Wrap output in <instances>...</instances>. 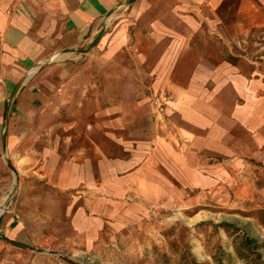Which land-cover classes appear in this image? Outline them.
Instances as JSON below:
<instances>
[{
	"label": "crops",
	"instance_id": "1",
	"mask_svg": "<svg viewBox=\"0 0 264 264\" xmlns=\"http://www.w3.org/2000/svg\"><path fill=\"white\" fill-rule=\"evenodd\" d=\"M52 134L86 236L194 190L243 193L264 163V0H0V184ZM17 231L4 213L0 237Z\"/></svg>",
	"mask_w": 264,
	"mask_h": 264
},
{
	"label": "rangeland",
	"instance_id": "2",
	"mask_svg": "<svg viewBox=\"0 0 264 264\" xmlns=\"http://www.w3.org/2000/svg\"><path fill=\"white\" fill-rule=\"evenodd\" d=\"M66 115L64 109L51 110V116ZM52 126L58 133L59 125ZM35 142L29 154L11 157L19 168L17 182L6 169L10 182L0 184V218L6 213L18 223L14 237H0V264H72L63 257L75 264H264L261 161H252L250 186L241 194L235 184L222 190L225 196L194 190L175 203H148L138 217L105 220L86 236L70 228L62 212L64 191L52 169L58 156L48 155L57 153L58 135ZM244 236L256 241L260 258L238 257Z\"/></svg>",
	"mask_w": 264,
	"mask_h": 264
},
{
	"label": "trees",
	"instance_id": "3",
	"mask_svg": "<svg viewBox=\"0 0 264 264\" xmlns=\"http://www.w3.org/2000/svg\"><path fill=\"white\" fill-rule=\"evenodd\" d=\"M225 226H228V224L226 223H222ZM239 250H237L238 252V257L242 258V259H247V258H260V252L258 251V244L256 243V241L252 238H249L247 236H244L241 242ZM242 250V251H240ZM245 252V253H243ZM218 264L220 263V261H217ZM255 264H260V263H255Z\"/></svg>",
	"mask_w": 264,
	"mask_h": 264
},
{
	"label": "water",
	"instance_id": "4",
	"mask_svg": "<svg viewBox=\"0 0 264 264\" xmlns=\"http://www.w3.org/2000/svg\"><path fill=\"white\" fill-rule=\"evenodd\" d=\"M95 42H96V39L90 44L89 48L92 47L95 44ZM63 259L66 260V261H68L69 263L75 264L71 259H69L67 257H63Z\"/></svg>",
	"mask_w": 264,
	"mask_h": 264
},
{
	"label": "built area",
	"instance_id": "5",
	"mask_svg": "<svg viewBox=\"0 0 264 264\" xmlns=\"http://www.w3.org/2000/svg\"><path fill=\"white\" fill-rule=\"evenodd\" d=\"M156 108H157L158 111H161V110H162V104L159 103V104L156 106Z\"/></svg>",
	"mask_w": 264,
	"mask_h": 264
}]
</instances>
